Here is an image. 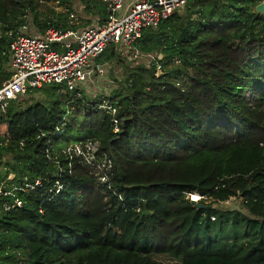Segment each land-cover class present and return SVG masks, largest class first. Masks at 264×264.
<instances>
[{"label":"trees","instance_id":"trees-1","mask_svg":"<svg viewBox=\"0 0 264 264\" xmlns=\"http://www.w3.org/2000/svg\"><path fill=\"white\" fill-rule=\"evenodd\" d=\"M73 1L0 0L1 81L18 28L30 18L39 31L77 29L68 24ZM262 2L188 0L145 31L136 46L161 56L163 70L124 66L108 99L117 134L109 115L61 85L32 90L42 99L24 109L0 110V183L40 181L15 193L19 209L0 199V264H264ZM84 12L106 20L100 3ZM112 60L123 64L109 48L97 62ZM87 140L111 160L109 184L77 159L68 172L61 151ZM234 198L244 213L211 208Z\"/></svg>","mask_w":264,"mask_h":264},{"label":"built area","instance_id":"built-area-1","mask_svg":"<svg viewBox=\"0 0 264 264\" xmlns=\"http://www.w3.org/2000/svg\"><path fill=\"white\" fill-rule=\"evenodd\" d=\"M225 2L227 0H215ZM106 13L103 23L78 27L77 29H56L48 27L39 31L30 18L18 28L9 45L8 62L5 66L8 78L0 80V110L4 111L11 102H21L33 98L30 95L35 89L51 85H61L62 92H70L75 98L86 96L94 102L98 110L111 117L113 134L120 132L116 118L117 109L108 100L112 91L109 73L115 68L116 60L99 63L97 59L109 48H113L116 57L122 62L128 61L131 66L144 65L154 67L158 74L163 70L159 57L152 53H142L136 44L145 31H156L160 22L178 13L187 6L188 0H100ZM264 3V2H263ZM30 20V21H29ZM74 14L69 17V26H75ZM125 59V60H124ZM177 60L174 65H178ZM121 75L120 71L115 74ZM116 82V81H115ZM176 86H179L176 84ZM93 96L94 99L91 98ZM61 127L56 128L60 132ZM41 136H44L40 133ZM66 156L68 172H71L72 161L90 170L97 182L109 184L112 176V163L100 150L97 141L87 140L68 145L62 151ZM46 157L53 160L58 173L63 172L57 156L51 157L46 150ZM14 175L9 174L8 181ZM40 185L36 180L32 185L0 183V199L10 198L11 204L4 203L3 209L11 211L22 207L23 202L15 193L33 190ZM56 193L62 188L56 182ZM191 201L201 199L198 195H189ZM229 201H226L228 203Z\"/></svg>","mask_w":264,"mask_h":264},{"label":"rangeland","instance_id":"rangeland-1","mask_svg":"<svg viewBox=\"0 0 264 264\" xmlns=\"http://www.w3.org/2000/svg\"><path fill=\"white\" fill-rule=\"evenodd\" d=\"M86 3H89V4H91L92 7H94L98 4V0H74L73 1V6H72L73 10H72L71 14H74L75 19H77V21H75L73 23L74 24L76 23L75 25H78V27H80V28L92 25L94 23V20H95L94 16L85 14L84 5ZM46 7H48L51 11H54V13H56V14L65 12V9L61 6H59L57 3H48ZM92 9H94V8H92ZM40 12L45 13L47 16H50V13L44 7L41 8ZM70 15H69V17H70ZM124 62L125 63L122 62L123 64L120 66L116 65L115 68H113L109 73L108 78H109V82L112 84V86H111V90L109 92H107L108 95L111 91H113V89H115L117 87V83L115 81H119L120 79L123 78L122 75H123L124 66H131V64L128 61L125 60ZM119 71H120L121 75L118 74L117 76H115V74ZM247 97L250 99L251 94L247 93ZM91 98L94 99L93 96H91ZM41 99H42V95H38L36 100L38 101ZM31 103H33V100L28 99V100L21 101V102H14V103H12V105L14 107L19 106L21 109H24L27 106H29ZM62 146H63V143L60 142L57 147H62ZM240 203H241L240 198H236V199L234 198V199L229 200L228 203H226V202L222 203L221 202V203H217V204H212L211 208H216L219 210H238V211H241L244 213ZM22 264H25V263H22Z\"/></svg>","mask_w":264,"mask_h":264},{"label":"water","instance_id":"water-1","mask_svg":"<svg viewBox=\"0 0 264 264\" xmlns=\"http://www.w3.org/2000/svg\"><path fill=\"white\" fill-rule=\"evenodd\" d=\"M255 11L257 12V13H260V14H264V3L262 2V3H259L257 6H256V8H255ZM162 59V57L160 56L159 57V60H161ZM193 202V201H192ZM195 202H193V204H194ZM197 207L198 208H200V207H202V205H197Z\"/></svg>","mask_w":264,"mask_h":264},{"label":"crops","instance_id":"crops-1","mask_svg":"<svg viewBox=\"0 0 264 264\" xmlns=\"http://www.w3.org/2000/svg\"><path fill=\"white\" fill-rule=\"evenodd\" d=\"M99 3L101 4L100 0H98V4H99ZM101 5H102V4H101ZM102 6H103V5H102ZM74 22H75V20H74ZM94 23H95V24L101 23L98 17H95ZM77 26H78V25H77Z\"/></svg>","mask_w":264,"mask_h":264}]
</instances>
